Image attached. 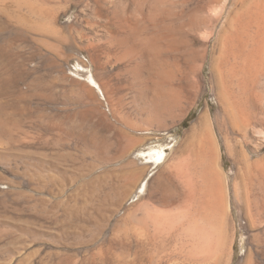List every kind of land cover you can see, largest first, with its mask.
<instances>
[{
    "label": "rangeland",
    "instance_id": "rangeland-1",
    "mask_svg": "<svg viewBox=\"0 0 264 264\" xmlns=\"http://www.w3.org/2000/svg\"><path fill=\"white\" fill-rule=\"evenodd\" d=\"M103 2L0 0V264H264V0Z\"/></svg>",
    "mask_w": 264,
    "mask_h": 264
},
{
    "label": "bare ground",
    "instance_id": "bare-ground-1",
    "mask_svg": "<svg viewBox=\"0 0 264 264\" xmlns=\"http://www.w3.org/2000/svg\"><path fill=\"white\" fill-rule=\"evenodd\" d=\"M57 1V0H56ZM61 1V0H60ZM92 2V1H91ZM95 2V1H94ZM102 2H103V0H102ZM104 4H105V2H103ZM220 3V2H219ZM95 4V3H94ZM121 4V3H120ZM137 4V3H136ZM139 4V3H138ZM141 4H143V3H141L140 2V5ZM144 4H145V1H144ZM97 5V4H96ZM101 5V4H100ZM99 4H98V6H100ZM108 5V4H107ZM169 5H171V4H169ZM226 5V4H225ZM93 6V5H92ZM105 6V5H104ZM117 6V5H116ZM137 6V5H136ZM142 6V5H141ZM149 6H150V4H149ZM91 7V6H90ZM106 7V6H105ZM139 7V6H138ZM147 7V6H146ZM156 7V6H155ZM168 7V6H167ZM98 8H100V7H98ZM102 8V7H101ZM114 8H116V10L114 11V13H113V16H115L116 18L115 19H117V18H119V19H117L118 21L117 22H115L116 20H113L116 24H117V26H118V23H119V21H120V23L122 24H119V25H121V28H123L122 26H124L125 28L126 27H129V34H130V38H134V39H136L138 42H140L141 43V40H139L140 38H138L139 36V34H140V32H141V29L140 28H138V26L137 25H139V24H137L138 22L137 21H135V23L133 22V20L134 19H132V17H129L128 15H126V16H128V18L127 17H125V15L123 16V13H121L120 12V9L121 10H123L121 7H120V9H119V5H118V8L117 7H114ZM145 8V7H144ZM160 8V7H159ZM164 8V7H163ZM166 8V7H165ZM262 8V7H261ZM105 9V8H104ZM108 9H110V8H107V12H110V10H108ZM152 9V8H151ZM151 9H149V10H151ZM158 9V8H157ZM170 9V8H169ZM223 9V8H222ZM86 10V9H85ZM139 10H142V9H139ZM246 10V9H245ZM104 11V10H103ZM155 9H154V12L153 13H150L149 14V19H148V21L147 22H149V26H152L153 28H155V27H157L158 25H157V23H160V22H156L155 21V16H154V14H155ZM84 12V11H83ZM86 12V11H85ZM123 12H124V10H123ZM142 12H143V10H142ZM149 12V11H148ZM170 12H171V10H170ZM200 13V12H199ZM96 14V13H95ZM145 15V14H144ZM181 15V14H180ZM222 15H223V13H221V15H220V17H222ZM262 15V14H261ZM106 16V15H105ZM113 16H111V17H113ZM133 16V15H132ZM143 16V15H142ZM243 16V15H242ZM156 17H158V15L156 16ZM244 17V16H243ZM97 19L99 18V16L98 17H96ZM107 18V17H106ZM114 18V17H113ZM145 18V17H144ZM159 19H160V17H158ZM162 18V17H161ZM172 18V17H171ZM90 19V18H89ZM263 19V18H262ZM84 20H85V18H84ZM87 20V19H86ZM85 20V21H86ZM99 20V19H98ZM109 20V19H108ZM111 20V19H110ZM135 20H137V19H135ZM165 20V18L163 17V21ZM199 20V19H198ZM230 20V19H229ZM241 20H243V19H241ZM93 21V20H92ZM91 21V22H92ZM112 21V22H113ZM145 21V20H144ZM159 21H161V20H159ZM56 22V21H55ZM87 22V21H86ZM129 22H130V24H129ZM137 22V23H136ZM169 22V21H168ZM174 22V21H173ZM215 22V21H214ZM89 23V22H88ZM109 23V22H108ZM107 23V24H108ZM144 23V22H143ZM166 23V22H165ZM164 22L162 23V24H160V27L162 28V34H160L159 36L161 37V39H160V41L161 42H163L164 44H166V45H172V44H174V45H177L178 44V41L179 40H177V38H175L174 36H172L171 35V37L169 38L168 36H167V24H165ZM191 23H194V22H191ZM211 23V22H210ZM218 23V22H217ZM106 24V25H107ZM111 24V23H110ZM170 24V23H169ZM215 24V23H214ZM91 25V24H90ZM109 25V24H108ZM141 25V24H140ZM146 25V24H145ZM145 25H143V27H141V28H143L142 29V32L144 31V32H146V31H148V29L150 30V28H149V26H145ZM204 25V24H203ZM211 25V24H210ZM93 26V24L91 25V27ZM173 26V25H172ZM171 26V27H172ZM246 23H245V18H244V21H242V23H241V25H240V28H236V29H233L232 30V32H230L229 34H228V36L226 37V42L228 43V44H235L236 42V38H237V43H242L243 42V44L245 45V38H247V29H246ZM99 27V26H98ZM116 27V26H115ZM119 27V26H118ZM190 27H192V26H190ZM210 27V26H209ZM226 27V26H225ZM248 27V26H247ZM109 28V27H108ZM120 28V27H119ZM173 28V27H172ZM180 28V27H179ZM222 28H224V26L222 27ZM227 28V27H226ZM91 29V28H90ZM104 29V28H103ZM117 29V28H116ZM124 29V28H123ZM156 29V28H155ZM178 28H174V31L176 32V30H177ZM104 30H106V29H104ZM235 30V31H234ZM107 31V30H106ZM117 31H119L118 29H117ZM120 31H121V29H120ZM125 31H126V29H125ZM154 31H156V30H154ZM159 31H160V29H159ZM181 31V30H180ZM77 32V31H76ZM90 32V31H89ZM141 32V33H142ZM168 32H173L172 30L171 31H168ZM79 33V32H78ZM104 33V32H103ZM113 33V32H112ZM121 33L123 34L124 32L123 31H121ZM127 33V32H126ZM152 33H155V32H152ZM174 33V32H173ZM128 34V35H129ZM175 34V33H174ZM209 34V33H208ZM211 34V33H210ZM76 35V34H75ZM79 35V34H78ZM89 35V34H88ZM102 35V34H101ZM113 35V34H112ZM118 35V34H117ZM124 35V34H123ZM126 35V34H125ZM124 35V36H125ZM142 36V35H141ZM149 36V35H148ZM181 36V35H180ZM126 37H128V36H126ZM154 37V36H153ZM83 38V39H82ZM113 38V40H112V42L110 43V45L108 46V45H106L107 46V48H105V52H104V54H105V58H106V61L104 62V64H103V66H104V68H105V76L104 77H106V79H104L105 80V83H104V89H102L101 87H100V85L96 82V80L94 79V77L93 76H91L90 77V82H91V84H93L94 86H96L97 88H98V90H99V92H101L104 96H111V93H115V92H118V90L120 91V87H118V86H116V81H114L115 79H113V77H115V76H119V72H121L122 70L121 69H119V71H118V73H114V74H112V75H110L109 73V71H108V69H107V71H106V67H107V65H109L110 63L111 64H113L112 63V61H111V59L112 58H116L115 60H121V52H120V50H122L121 48H124L123 46H125L126 45V41H127V39L124 37V38H122L121 36H119V37H112ZM180 38V37H179ZM211 37H209V39H210ZM84 43H85V47H88V48H91V47H93V44H94V41H95V39L93 38H90L89 36H83V37H81L80 38ZM208 39V40H209ZM80 40V41H81ZM129 40V39H128ZM131 40H133V39H131ZM145 40H146V38H145ZM149 40V39H148ZM155 40V39H154ZM154 40H152V41H154ZM185 40V39H184ZM212 40V39H211ZM156 41V40H155ZM154 41V42H155ZM102 42H104V41H102ZM128 43V42H127ZM184 44L185 43H183V46H184ZM188 44V43H187ZM242 44V45H243ZM133 45V44H132ZM147 45V44H146ZM247 45V44H246ZM127 46V45H126ZM147 46H149V45H147ZM146 46V47H147ZM103 47V46H102ZM152 47V46H151ZM154 47V46H153ZM178 47V46H177ZM176 47V48H177ZM242 47V46H241ZM116 48V49H115ZM138 48V47H137ZM126 49V48H125ZM130 49V48H129ZM152 49V48H151ZM150 49V50H151ZM160 49V48H159ZM230 49V48H229ZM124 50V49H123ZM139 50H141V49H139ZM125 52V51H124ZM126 52L128 53V51L126 50ZM137 52V51H136ZM152 52V51H151ZM123 53V52H122ZM130 53V52H129ZM128 53V54H129ZM139 53V52H138ZM148 53V52H147ZM160 53V52H159ZM132 54H133V52H132ZM156 54V53H155ZM134 55V54H133ZM137 55V54H136ZM142 55V54H141ZM160 55H162V54H160ZM191 55V54H190ZM131 56V55H130ZM148 56V55H147ZM154 56V55H153ZM89 57V56H88ZM92 57V56H91ZM121 57V58H120ZM139 57V56H138ZM190 57V56H189ZM200 57V56H199ZM128 58V57H127ZM135 58H136V56H135ZM148 58H150V57H148ZM104 59V58H103ZM142 59V58H141ZM136 60V59H135ZM139 60V59H138ZM154 60V59H153ZM101 61H102V59H101ZM98 62V61H97ZM96 63V62H95ZM122 63H123V61H122ZM135 64V63H134ZM152 64V63H151ZM155 64V63H154ZM153 64V65H154ZM198 64V63H197ZM94 65V64H93ZM128 65V64H127ZM83 66V65H82ZM100 66V65H99ZM102 66V67H103ZM250 66V65H249ZM128 67V66H127ZM137 66H135V68H136ZM161 67V66H160ZM202 67H203V65H202ZM240 67V66H239ZM130 68V67H129ZM148 68V67H147ZM154 69H155V67H153ZM200 67H198V69H199ZM126 69V68H125ZM124 69V70H125ZM128 69V68H127ZM133 69V68H132ZM150 69V68H149ZM156 69H157V67H156ZM155 69V70H156ZM130 70H131V68H130ZM134 70V69H133ZM133 70H131L132 72H133ZM144 70V69H143ZM201 71H202V69H200ZM127 71V70H126ZM135 71V70H134ZM147 71V70H146ZM152 71V69L150 70V72ZM167 71H168V69H167ZM165 69H162L161 70V72H160V70H159V72L157 73V72H155L154 73V75L152 76V75H150V76H152V78H154V79H156V78H161V80L163 81V84H165V83H167L168 81H169V78H171V76H172V74L170 73V72H167ZM113 72V71H112ZM139 72V71H138ZM141 72V71H140ZM144 72V71H143ZM90 73V72H89ZM127 73V72H126ZM149 73V72H148ZM235 73V72H234ZM245 73V72H244ZM123 74H124V72H123ZM122 74V75H123ZM128 74V73H127ZM133 74H135V73H133ZM121 75V74H120ZM97 76V75H96ZM124 76V75H123ZM96 78H98V77H96ZM118 78V77H117ZM135 78V77H134ZM153 79V80H154ZM134 81V80H133ZM114 82L116 83V84H114ZM119 82V81H118ZM156 82H157V79H156V81H154V82H151L152 83V85H153V88L151 87L150 88V90L152 91L153 89H155L156 88V86L158 87V86H160V85H157L156 84ZM160 82V81H159ZM161 83V82H160ZM169 83V82H168ZM120 84V83H119ZM92 85V86H93ZM122 86V85H121ZM89 88H90V86H89ZM122 88V87H121ZM162 89V88H161ZM89 90V89H88ZM153 91H155V90H153ZM94 92V91H93ZM148 92V91H147ZM157 92V91H156ZM159 92V91H158ZM173 93V92H172ZM154 94H156V93H154ZM159 94V93H158ZM158 94H157V96H156V99H158L159 98V96H158ZM173 94H175V93H173ZM121 96V95H120ZM154 96V95H153ZM165 96V95H164ZM173 98V100L175 101L176 99H174V97H172ZM171 98V99H172ZM151 99V98H150ZM173 100H171V101H173ZM177 102H179L178 100H176ZM175 101V102H176ZM155 104H156V102H155ZM174 104V103H173ZM154 105V104H153ZM176 105V104H175ZM155 106H157V105H155ZM154 106V107H155ZM172 106V105H171ZM176 106H178V105H176ZM175 107V106H174ZM159 108V107H158ZM155 109V108H154ZM153 111V110H152ZM155 111H156V109H155ZM156 112H158V111H156ZM153 113V112H152ZM155 114V113H154ZM160 115H161V112L159 113ZM154 117V116H153ZM206 119H209V118H207V116L205 115V116H203L202 117V119H201V121H205ZM200 124H202L201 122H200ZM145 153V152H144ZM144 156L146 157V160H148L147 162H146V164H156L157 166H161V165H163L165 162H166V160H167V155H166V152L164 151V150H150V151H148V153H146V154H144ZM145 189H146V183L142 186V190L139 192V194L140 195H143V193L145 192ZM206 201V200H205ZM215 203V205H216V202H214ZM218 204V203H217ZM224 206V205H223ZM210 208H213V207H210ZM219 209L221 210V208L219 207ZM195 210V209H194ZM211 210V209H210ZM219 210V211H220ZM212 211V210H211ZM217 212V213H220V212ZM197 212V211H196ZM199 212V211H198ZM213 212H214V209H213ZM226 212V211H225ZM189 213V212H188ZM191 213V212H190ZM215 213V212H214ZM227 213V212H226ZM192 214V213H191ZM200 214V213H199ZM198 214V215H199ZM206 214V213H205ZM205 214H204V217H205ZM221 214V213H220ZM162 215V214H161ZM169 215V214H168ZM174 215V214H173ZM195 215H196V213H195ZM210 215V214H209ZM208 215V216H209ZM212 215H214V214H212ZM216 216V215H215ZM217 216H218V214H217ZM217 216H216V218H217ZM211 217V216H210ZM225 217V216H224ZM163 219V218H162ZM207 219V218H206ZM211 219V218H210ZM214 219V218H213ZM222 220V219H221ZM225 220V219H224ZM154 222V221H153ZM169 222V221H168ZM209 222L211 223L212 222V220L210 221L209 220ZM224 224V223H223ZM165 225H167V224H165ZM158 226V225H157ZM217 226V225H216ZM208 228V227H207ZM197 229H199V231H200V228H198V226H197ZM163 230H165V228H163ZM206 230V229H205ZM208 230V229H207ZM194 231V230H193ZM198 231V230H197ZM204 232V231H203ZM211 232V231H210ZM192 233V232H191ZM205 233H207V232H205ZM202 234V233H201ZM210 234H212V233H210ZM209 233L207 234V235H210ZM199 235V234H198ZM213 235V234H212ZM205 236L206 235H204V238H205ZM211 236V235H210ZM191 237H193L192 235H191ZM198 237H200V236H198ZM203 237V236H202ZM214 237V236H213ZM220 237V236H219ZM211 238V237H210ZM198 239V238H197ZM206 239V238H205ZM206 241V240H205ZM205 241H203V242H205ZM211 241V240H210ZM217 241V240H216ZM209 242V241H208ZM210 243V242H209ZM215 243V242H214ZM213 243V244H214ZM203 244V243H202ZM207 244V243H206ZM212 244V243H211ZM210 244V245H211ZM221 244V243H220ZM219 244V245H220ZM210 245H209V247H210ZM205 247H207V245H204ZM203 247V246H202ZM208 247V248H209ZM219 247V246H218ZM218 247H216V250H217V248ZM205 249V248H204ZM207 250V249H206ZM210 250V249H209ZM205 251V250H204ZM212 252V251H211ZM201 253V252H200ZM205 254H207V251H206V253ZM210 254H215V253H210ZM222 254V253H221ZM208 255H209V252H208ZM206 256V258L207 257H210V256ZM218 255H219V253H218ZM204 259V258H203ZM249 263L248 264H253L252 263V261H248Z\"/></svg>",
    "mask_w": 264,
    "mask_h": 264
}]
</instances>
